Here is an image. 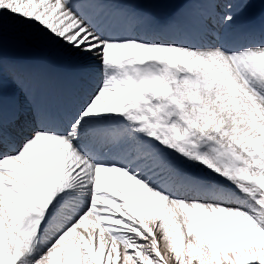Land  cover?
<instances>
[{
	"label": "snow or ice",
	"instance_id": "1",
	"mask_svg": "<svg viewBox=\"0 0 264 264\" xmlns=\"http://www.w3.org/2000/svg\"><path fill=\"white\" fill-rule=\"evenodd\" d=\"M0 264H264V0H0Z\"/></svg>",
	"mask_w": 264,
	"mask_h": 264
},
{
	"label": "rangeland",
	"instance_id": "2",
	"mask_svg": "<svg viewBox=\"0 0 264 264\" xmlns=\"http://www.w3.org/2000/svg\"><path fill=\"white\" fill-rule=\"evenodd\" d=\"M259 7V6H257ZM261 9V7H259ZM171 11V9H168L167 11ZM11 23V22H9ZM18 52H20L23 56L31 54L32 52L34 53V51L36 52V50L32 49L30 46H28L27 44H22L20 47L17 48ZM31 50V51H30ZM33 50V51H32ZM32 53V54H33ZM38 53V51H37ZM35 55V54H34ZM72 71V70H71Z\"/></svg>",
	"mask_w": 264,
	"mask_h": 264
},
{
	"label": "water",
	"instance_id": "3",
	"mask_svg": "<svg viewBox=\"0 0 264 264\" xmlns=\"http://www.w3.org/2000/svg\"><path fill=\"white\" fill-rule=\"evenodd\" d=\"M8 54H9V55H11V54L19 55V53H18V51H17L16 48H13L12 50H10V51L8 52ZM19 56H21V55H19Z\"/></svg>",
	"mask_w": 264,
	"mask_h": 264
},
{
	"label": "bare ground",
	"instance_id": "4",
	"mask_svg": "<svg viewBox=\"0 0 264 264\" xmlns=\"http://www.w3.org/2000/svg\"><path fill=\"white\" fill-rule=\"evenodd\" d=\"M165 11H167V10H165ZM31 51V50H30ZM33 51V50H32ZM35 52V51H34ZM37 53V51L35 52V54ZM32 54V53H31ZM38 55H41V53H38ZM62 71H65V72H69L70 73V71L69 70H67V69H62Z\"/></svg>",
	"mask_w": 264,
	"mask_h": 264
}]
</instances>
